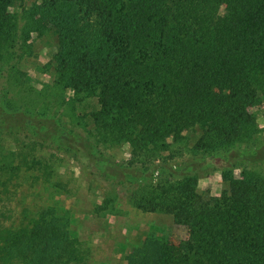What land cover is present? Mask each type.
<instances>
[{"label":"trees","instance_id":"16d2710c","mask_svg":"<svg viewBox=\"0 0 264 264\" xmlns=\"http://www.w3.org/2000/svg\"><path fill=\"white\" fill-rule=\"evenodd\" d=\"M50 31L55 78L37 89L18 62L31 33ZM263 98L264 0H0V201L30 170L51 178L38 147L89 165L91 152L129 144L100 176L173 225L170 237L146 235L126 264H264V135L251 109ZM206 165L222 172L219 195L199 193ZM109 196L100 209L113 213ZM25 211L0 218V264H85L70 209Z\"/></svg>","mask_w":264,"mask_h":264},{"label":"rangeland","instance_id":"374dc122","mask_svg":"<svg viewBox=\"0 0 264 264\" xmlns=\"http://www.w3.org/2000/svg\"><path fill=\"white\" fill-rule=\"evenodd\" d=\"M32 1L28 0V3ZM30 43L31 53L18 62V67L28 73L29 83L33 87L41 89L44 84L53 83L54 70L47 63L61 46L57 35L51 31L43 35L31 33ZM65 94L67 97L72 96L74 89L67 88ZM80 106L81 111H90L97 106V98H87L84 105ZM251 109L258 112L257 126L264 135V98L261 104L253 105ZM77 130L81 137L90 136L80 127ZM4 137V145L19 151L14 137ZM130 150L129 144L108 148L104 154L97 149L91 152L88 165L82 154L76 158L73 152L38 147L34 152L52 165L53 175L49 180H45L40 170H30L15 179L17 184H10L9 192L1 196L0 218L9 224L23 216L25 210L27 214L36 215L48 205L68 208L72 215V229L81 240L82 248L88 256L85 264H126L125 256L133 246L140 244L146 235L159 234L170 237L169 231L173 225L171 214L144 212L135 208L126 194L112 183L114 180L106 181L100 176V169L110 171L114 168L113 161H126L130 157ZM84 153L85 157L89 155L86 149ZM202 169L199 174V193L210 192L219 195L226 187L221 170L208 165ZM93 170L97 171L98 177H95L101 179L103 190L91 180L90 172ZM109 189L112 193L108 192ZM109 195L114 198L113 213L100 209V205L110 197ZM180 236H185V233ZM179 238L172 235L175 242H178Z\"/></svg>","mask_w":264,"mask_h":264}]
</instances>
